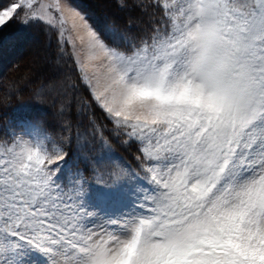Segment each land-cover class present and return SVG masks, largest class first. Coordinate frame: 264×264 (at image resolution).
<instances>
[{"label":"snow or ice","instance_id":"1","mask_svg":"<svg viewBox=\"0 0 264 264\" xmlns=\"http://www.w3.org/2000/svg\"><path fill=\"white\" fill-rule=\"evenodd\" d=\"M136 7L142 26L105 38L68 0H0V31L45 23L91 69L59 131L0 126V264H264V0Z\"/></svg>","mask_w":264,"mask_h":264},{"label":"trees","instance_id":"2","mask_svg":"<svg viewBox=\"0 0 264 264\" xmlns=\"http://www.w3.org/2000/svg\"><path fill=\"white\" fill-rule=\"evenodd\" d=\"M77 8L103 37L111 36L110 29L115 26L121 31L135 32L145 20L141 9L136 7L138 0H68ZM52 29L40 22L22 25L13 21L0 31V95L5 92L10 96L7 107L0 112V126L17 115L29 118L41 116L57 131L61 121L67 117L58 114L61 104H67L75 95L77 100L87 96V89L81 83L80 73L73 61L69 45L60 41ZM41 52L47 58L41 69L46 75L34 73L30 64L35 52ZM58 69L55 75L48 72ZM71 83L75 88L65 95V84ZM43 86V87H41ZM40 88L47 93L41 102L33 99V91ZM49 92V93H48ZM78 106L72 110L71 122L75 129L80 117L76 115ZM96 120L103 125H110L103 118V113L95 110ZM85 123L87 121L85 120ZM108 127H105V130ZM114 143H111L113 147ZM94 147V146H93ZM117 152L120 146H114ZM121 150V149H120ZM121 153V152H119ZM91 157V152H84Z\"/></svg>","mask_w":264,"mask_h":264},{"label":"rangeland","instance_id":"3","mask_svg":"<svg viewBox=\"0 0 264 264\" xmlns=\"http://www.w3.org/2000/svg\"><path fill=\"white\" fill-rule=\"evenodd\" d=\"M68 3L71 5V3L68 1ZM73 8H75L73 5H71ZM76 9V8H75ZM77 10V9H76ZM79 11V10H78ZM80 12V11H79ZM40 23H42V22H40ZM42 24H44L46 27H47V29H52L55 33H56V37H58V38H60L59 37V35H58V31H57V29L56 28H51V27H49V25H47V24H45V23H42ZM23 25V24H22ZM69 48H70V52H71V54H72V51H73V49H72V47L71 46H69ZM79 59H81V60H83V62H84V66H83V69H81V68H78L77 67V64H76V62L74 61V63H75V65H76V68H77V70H78V72L80 73V76H81V71L83 70V71H85V72H90L91 71V69L88 67V62H87V58L86 57H84V56H81V57H79ZM47 62V58L44 56V54L43 53H41V52H35L34 54H33V57H32V62H31V64H30V68H31V70L34 72V73H36L37 75H39V76H44V75H46V71H43L42 69H41V66H42V64H44V63H46ZM59 70L58 69H51V71H49L48 73L49 74H51V75H55L57 72H58ZM49 93V92H48ZM24 118H29V117H27V116H24V115H17L16 117H14L13 119H24ZM7 123V122H6ZM106 127H108L106 130L104 129V134H105V136H110L111 135V125H107ZM111 143H114L113 144V147L115 146H120L121 148V150L119 149V151L117 152V150H116V148H113L112 147V145H111V147H112V149H113V151H114V153H115V155L117 156V157H119V158H121V159H123L124 161H126V162H128L129 164H132L133 165V167H135V161H134V159H133V157H134V155H135V148L134 147H131V148H127V147H124V146H122L117 140H115V139H112V141H111ZM91 152V157H93V156H98V155H100L101 154V152H102V150H101V148H100V146H99V144L97 143L93 148H92V150L91 151H88L87 150V153H90ZM119 152H121V153H119Z\"/></svg>","mask_w":264,"mask_h":264}]
</instances>
